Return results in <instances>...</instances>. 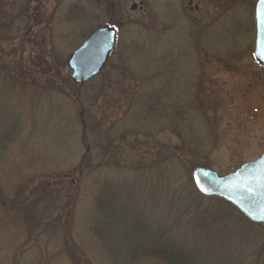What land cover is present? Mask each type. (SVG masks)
<instances>
[{"label": "rangeland", "instance_id": "1", "mask_svg": "<svg viewBox=\"0 0 264 264\" xmlns=\"http://www.w3.org/2000/svg\"><path fill=\"white\" fill-rule=\"evenodd\" d=\"M15 1L13 15L25 12L29 3ZM253 3L31 0L29 12L37 9L39 21L29 25L24 20L15 22L13 42L19 50L13 57L34 61L32 70L39 73L41 85L31 86L33 93L26 99L25 109L20 108L24 126L14 150L28 145L26 151L34 154L38 171L76 161L83 150L77 139L82 132L78 119L90 105L87 98L93 96L96 100L91 109L96 120L103 109L108 132L115 120H119L115 136L127 131L117 166L107 162V167L101 166L92 175L95 181L107 176L114 182L129 183L126 187L116 184L117 191L125 187L119 193L125 209L118 211L120 203L115 200L104 208L105 213L122 220L120 230L135 219L136 224L151 221L155 229L163 211L176 213L194 167H208L224 175L264 152V68L252 56ZM47 15L51 18L45 22ZM103 25L116 30L115 46L100 73L88 85L75 87L67 60ZM146 93L154 94V107L147 105L148 96L142 99ZM96 136L93 132L92 137ZM129 141L137 142L134 150L126 147ZM160 143L167 148L164 157L179 147L183 161L156 167L167 172L156 178L143 165L137 169L143 164L137 156L149 151L157 155ZM93 150L97 153L98 147ZM132 181H137L133 187ZM119 194L111 193L116 196L113 200L121 199ZM92 199H83L87 212L96 211ZM229 232L234 235V251L242 255L243 245L234 234L237 230ZM253 247L247 248L252 251Z\"/></svg>", "mask_w": 264, "mask_h": 264}, {"label": "trees", "instance_id": "2", "mask_svg": "<svg viewBox=\"0 0 264 264\" xmlns=\"http://www.w3.org/2000/svg\"><path fill=\"white\" fill-rule=\"evenodd\" d=\"M21 1L29 3L28 7L13 15L16 1L0 0V264H264V224L248 221L222 199L201 196L191 178L176 213L159 214L155 229L151 221L136 224L135 219L120 230L122 220L113 213L106 214L104 208L118 200V211H123L125 201L121 194L129 183L114 182L107 176L95 181L92 175L101 166L107 167V162L117 166V157L125 150L127 131L115 136L119 123L115 120L108 132L103 109L96 120L91 109L96 100L93 96L87 98L90 105L78 119L82 132L77 139L83 150L76 161L67 167L57 165L38 171L33 165L34 154L26 151L28 145L14 150L24 126L20 108L35 85H41L37 80L39 73L32 70L35 62L13 57L19 50L13 42L15 22L24 20L29 25L39 21L37 9L29 12L31 0ZM44 17L48 22L51 15ZM153 80L149 78L150 82ZM151 94H144L142 99L147 100L148 96L147 105L154 107ZM91 132L96 133V138ZM129 142L126 147L134 150L137 142ZM159 146L157 155L149 151L137 156L143 162L137 169L143 165L156 178L167 175L156 167L167 168L175 160L183 161L179 147L164 157L166 145ZM136 183L132 181L131 187ZM116 184L125 187L117 191ZM113 192L116 196L121 193V199L113 200ZM85 197L94 199L95 212L86 211L82 204ZM231 228L237 230L234 234L243 245L242 255L233 249ZM225 229V233L218 232ZM250 245L254 250L247 248Z\"/></svg>", "mask_w": 264, "mask_h": 264}, {"label": "water", "instance_id": "3", "mask_svg": "<svg viewBox=\"0 0 264 264\" xmlns=\"http://www.w3.org/2000/svg\"><path fill=\"white\" fill-rule=\"evenodd\" d=\"M254 60L264 68V0H254ZM116 41V30L103 25L96 28L69 56L70 80L82 85L97 76L106 64ZM264 152L224 175L204 166L191 171V182L198 194L222 199L248 221L264 224Z\"/></svg>", "mask_w": 264, "mask_h": 264}, {"label": "snow or ice", "instance_id": "4", "mask_svg": "<svg viewBox=\"0 0 264 264\" xmlns=\"http://www.w3.org/2000/svg\"><path fill=\"white\" fill-rule=\"evenodd\" d=\"M261 163L264 164V161H262Z\"/></svg>", "mask_w": 264, "mask_h": 264}]
</instances>
